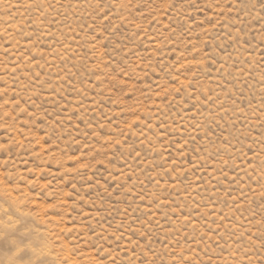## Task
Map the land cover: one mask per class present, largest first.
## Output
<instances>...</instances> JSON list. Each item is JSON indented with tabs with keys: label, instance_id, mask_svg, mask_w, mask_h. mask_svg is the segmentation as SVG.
I'll return each mask as SVG.
<instances>
[{
	"label": "rangeland",
	"instance_id": "1",
	"mask_svg": "<svg viewBox=\"0 0 264 264\" xmlns=\"http://www.w3.org/2000/svg\"><path fill=\"white\" fill-rule=\"evenodd\" d=\"M5 230L44 264H264V12L0 0Z\"/></svg>",
	"mask_w": 264,
	"mask_h": 264
},
{
	"label": "snow or ice",
	"instance_id": "2",
	"mask_svg": "<svg viewBox=\"0 0 264 264\" xmlns=\"http://www.w3.org/2000/svg\"><path fill=\"white\" fill-rule=\"evenodd\" d=\"M253 9L257 6L264 12V0H249ZM246 7L248 5H245ZM0 264H44V261L35 255V248L26 234L19 230L0 232Z\"/></svg>",
	"mask_w": 264,
	"mask_h": 264
}]
</instances>
